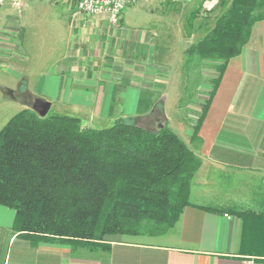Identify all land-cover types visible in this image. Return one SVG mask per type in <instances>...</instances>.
Instances as JSON below:
<instances>
[{
  "label": "crops",
  "instance_id": "1",
  "mask_svg": "<svg viewBox=\"0 0 264 264\" xmlns=\"http://www.w3.org/2000/svg\"><path fill=\"white\" fill-rule=\"evenodd\" d=\"M50 1L4 2L14 11L0 37V67L18 82L2 93L21 97L25 106L43 98L49 110L76 115L87 126L119 116L167 123L163 104H176V94L165 90L170 67L165 55L156 56L155 34L121 16L112 24L103 12L79 11L72 0H53L68 12L54 17ZM204 62L192 93L204 95L199 112L177 119V131L167 123L178 134L183 128L181 138L200 156L189 195L211 179L212 191L225 192V173L234 183L241 174L250 180L236 182L225 199L191 200L161 234L120 235L103 252L28 237L13 226L15 210L0 204V264H264V15L222 68Z\"/></svg>",
  "mask_w": 264,
  "mask_h": 264
},
{
  "label": "trees",
  "instance_id": "2",
  "mask_svg": "<svg viewBox=\"0 0 264 264\" xmlns=\"http://www.w3.org/2000/svg\"><path fill=\"white\" fill-rule=\"evenodd\" d=\"M218 4L222 11L184 48L186 60H214L222 68L264 15V0ZM199 164L166 122L153 130L119 116L93 127L76 115L40 116L25 106L0 128V204L15 210L13 226L28 237L105 251L108 235L168 229L190 203Z\"/></svg>",
  "mask_w": 264,
  "mask_h": 264
},
{
  "label": "rangeland",
  "instance_id": "3",
  "mask_svg": "<svg viewBox=\"0 0 264 264\" xmlns=\"http://www.w3.org/2000/svg\"><path fill=\"white\" fill-rule=\"evenodd\" d=\"M204 1L136 0L135 2L126 4L122 9V13L120 14L124 24L134 26L140 30H149L150 33L153 32L156 36L155 52L157 58L159 56L165 55L163 61L170 67V71L168 72L167 76L168 82L165 90L168 95L174 93L176 94L174 97L176 104H172L171 106L169 102H166L163 104V107L165 108L167 114L169 112L170 115L169 121H167V123L171 124L174 129L177 128V119L182 118L183 115L188 116L190 119L193 115L196 116L195 113L199 112L198 108L200 109V106L198 105L202 104L200 101L204 98L203 94H201L202 96L197 94L192 96V93L194 94V91H199V86L196 88L195 84L199 82L201 75L199 69L204 66L205 63H201L202 61H197L194 59L193 61H188V59L186 60L187 54L183 52V48L195 41L205 32L206 26L210 25L213 19L212 16L222 11V7L218 4L219 0H217L208 8L203 6ZM61 6L62 5L60 3L56 4L53 0H51L46 5L48 14L54 17H58V15L62 14L65 16L68 13L67 9L66 7ZM197 6L199 7V11L194 12L193 10L198 8ZM224 8L225 7H223V9ZM10 10V6L7 5V3L0 5V37L3 36L2 30L6 25V19L10 17H7V15L10 13ZM12 11L14 10H11V12ZM192 12L194 13L192 14ZM3 67L4 66L0 67V128L10 117L25 107L21 97L17 99L10 98L2 93V87L4 85L13 87L16 86L18 82V79L10 75L4 70ZM189 99L190 102L184 103ZM185 108H187L188 112ZM112 122L113 121L102 120L98 127L109 126ZM82 124L87 126V124H84L83 122ZM160 124H162L161 120H155L153 123L149 124V126L144 124V127H150L151 129L155 130L159 126H162ZM90 125L94 127L95 124ZM184 132L186 131H183L182 128V131L179 132V135L184 140H186V135ZM225 174L226 180H222L226 187L225 192L212 191L211 186H214L215 182L212 184L211 179L209 185H202L201 187L199 184H195L197 194L195 193L193 195H189L188 200H198L205 202L213 197L225 199L233 194L232 188L236 182L250 180L248 175L241 174L236 176V182L234 183L230 177V174ZM204 180L209 179L205 177ZM237 184L239 185V183ZM250 188H253V184L252 187L246 186L245 192L249 193L250 191H248V189ZM238 193L242 196V190H239ZM249 200V197L244 198L245 202H249ZM120 235H123L125 238H143L139 235L111 234L107 237L108 241L115 239ZM77 248L81 249L82 247L78 246ZM93 250L95 251V249ZM101 252H103V250Z\"/></svg>",
  "mask_w": 264,
  "mask_h": 264
},
{
  "label": "built area",
  "instance_id": "4",
  "mask_svg": "<svg viewBox=\"0 0 264 264\" xmlns=\"http://www.w3.org/2000/svg\"><path fill=\"white\" fill-rule=\"evenodd\" d=\"M6 0H0L3 4ZM13 4L19 6L22 0H9ZM77 10L85 13H100L103 12L107 15L110 23L115 24L119 22L120 14L123 7L135 2L136 0H72ZM217 0H205L204 7L208 8Z\"/></svg>",
  "mask_w": 264,
  "mask_h": 264
},
{
  "label": "water",
  "instance_id": "5",
  "mask_svg": "<svg viewBox=\"0 0 264 264\" xmlns=\"http://www.w3.org/2000/svg\"><path fill=\"white\" fill-rule=\"evenodd\" d=\"M4 93H10L9 90H4ZM38 115H45L50 108V102L40 97H34L33 101L29 105ZM162 125V124H160Z\"/></svg>",
  "mask_w": 264,
  "mask_h": 264
}]
</instances>
